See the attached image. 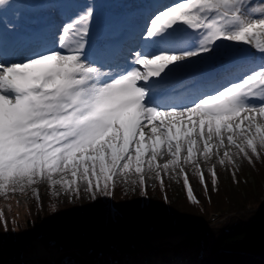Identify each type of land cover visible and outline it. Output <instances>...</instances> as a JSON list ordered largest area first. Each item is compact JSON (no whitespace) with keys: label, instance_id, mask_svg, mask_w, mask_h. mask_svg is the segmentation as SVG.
Returning <instances> with one entry per match:
<instances>
[{"label":"snow or ice","instance_id":"6c2138e0","mask_svg":"<svg viewBox=\"0 0 264 264\" xmlns=\"http://www.w3.org/2000/svg\"><path fill=\"white\" fill-rule=\"evenodd\" d=\"M13 7L0 0V23ZM93 20L85 4L56 47L0 57V196L31 189L39 200L34 186L46 182L57 197L111 198L118 183L147 197L146 179L163 188L167 173L183 175L198 203L185 166L207 191L202 162L235 168L264 155V0L164 2L115 66L85 51ZM208 171L215 186L216 164Z\"/></svg>","mask_w":264,"mask_h":264},{"label":"trees","instance_id":"16d2710c","mask_svg":"<svg viewBox=\"0 0 264 264\" xmlns=\"http://www.w3.org/2000/svg\"><path fill=\"white\" fill-rule=\"evenodd\" d=\"M129 2V19L133 20L138 16L141 0L138 8L136 0ZM164 2L168 1L156 0L150 11L162 7ZM202 171L207 191L200 179V190H195L189 178L198 203L187 198L185 186L181 192L174 189L169 181L176 176L167 173H161L163 188L159 180L151 184L146 179L147 197L141 195L142 188L133 190L134 186L126 187L123 183L117 184L111 198L98 196L93 201L83 191L76 198L64 194L57 197L46 182L34 186L39 200L31 189L24 194H9L7 198L0 196V213L8 222L7 230L0 222V264H30L22 256L23 243L38 238L54 255L44 257L42 264H264V198H259L264 192V169L259 176L262 180L257 181L258 197L246 201L218 198L219 192L225 191V183L217 178L213 186L211 174ZM21 195L26 201V216L14 223L12 217L16 213L9 209L13 196ZM203 203L209 206L205 209ZM214 212L220 218H214ZM222 217L225 219L220 222ZM112 225L119 229L122 239L115 245L106 244L103 239V231ZM182 232L187 233L189 241L184 246L151 247L144 253L127 255L133 247L152 244V237ZM201 232L211 234L204 236L205 241L212 239L203 248H199ZM195 245L196 252L186 251Z\"/></svg>","mask_w":264,"mask_h":264},{"label":"rangeland","instance_id":"374dc122","mask_svg":"<svg viewBox=\"0 0 264 264\" xmlns=\"http://www.w3.org/2000/svg\"><path fill=\"white\" fill-rule=\"evenodd\" d=\"M129 1L130 0H13L15 7L9 9L4 16L3 28L5 29L4 25L9 21L15 23V29H10L14 36H20L21 34L24 35L28 31L32 30L44 32L50 28H55L54 31H52L53 33H51L49 36H45L43 34L38 35L37 40L34 41L33 44H30V49L20 53L19 59H21L25 55L29 54L30 50L40 48L41 45L49 48L56 47V38L60 34V29L62 27L61 22L63 19H71L81 10L83 5L89 4L91 5L94 12V20L91 24L90 31L92 42L89 47H86L85 51L90 58L107 60L108 62H113L114 64V58L112 56L109 57L105 55L106 50L117 46L118 50L123 48L124 42L121 41V37H124L125 34L127 36L129 34L133 35L141 28L139 27V24L136 23H141L144 19L146 20L150 15L153 14L150 9L154 7L156 0H141L139 12L137 13L138 16L133 20L129 19L131 15L128 10V5L130 3ZM138 1L139 0H136L137 8ZM167 1V3L175 2V0ZM255 2L259 3V0H255ZM160 9L162 10V7H160ZM67 20L65 22H67ZM26 43L27 41L23 42L22 44L24 45ZM127 45L123 48V50H126L124 56L126 57L125 59L131 60V57L128 55L129 47ZM134 47L135 49L139 50L136 45ZM120 56L121 59L118 60L119 62L115 63V65L124 64L125 60L122 59L123 54ZM167 159H169V157L167 155H163L162 157H158L157 162L163 164L167 161ZM210 164H216V172L218 173L217 178H221L222 182L225 183V191H220L218 198L232 197L235 200L246 201L258 197L257 195L260 191V185L257 186V184H259L260 181L259 183L257 181L260 179L262 180V178L259 176L261 175L260 171L264 169V155H262L259 159L254 157L251 163H249L247 159L241 157L237 160L235 168L228 164L220 165L218 163V158L215 156L212 158ZM210 164H205L203 162L201 163V168L208 174H210L208 171ZM185 169L187 170L188 178L191 179L195 190H200L199 177H197L198 174L193 171L191 166H185ZM233 172H235V176H233ZM154 181H156V179L149 178V182L151 184L154 183ZM261 182L264 186V181ZM169 183L171 186H174V189L179 190L180 192L184 190V184L181 175L176 176L173 180L169 181ZM135 187L141 188L140 186ZM81 188H83L82 184ZM13 197L14 199L9 211L16 213V215L12 217V221L17 223V221H23L26 216V201L24 195ZM262 197L264 198V192L259 195V198L262 199ZM254 201L255 200H252V202ZM219 203H222V201H219ZM203 205V208L205 209L209 206L208 204L206 206L204 203ZM214 214L215 215L212 214L214 218H220L218 217V215H220L218 212H214ZM224 219L225 217H222L220 222ZM186 235V232H182L178 234L152 237L150 239L152 244L141 247H133L127 250V255L132 256L134 254H141L144 253L146 249H150L151 247L160 248L163 246H184L189 242L187 241L188 238L185 237ZM209 235H211L209 232H201L199 234V248L208 246V244L211 243L212 239L210 238L209 240L205 241V238L209 237ZM121 241L122 239L120 238V242ZM23 245L24 249L22 251V256L24 259H28L30 264H42L41 260L44 257L54 256L52 255V252L49 251L50 248L44 246L39 238L34 240L32 243H23ZM197 249V245L193 247L189 246L188 250L186 251L194 253L197 251Z\"/></svg>","mask_w":264,"mask_h":264},{"label":"bare ground","instance_id":"6f19581e","mask_svg":"<svg viewBox=\"0 0 264 264\" xmlns=\"http://www.w3.org/2000/svg\"><path fill=\"white\" fill-rule=\"evenodd\" d=\"M67 18H64L63 21L61 22V26L65 23ZM55 28H50L49 30L46 31H39V30H32L28 31L25 35H20V36H11L9 39H2L3 31L0 30V57L2 56H7L10 59L17 60L19 59L20 53L22 51H26L27 49H30V44H33L34 41L37 40L38 35H45L49 36L52 31H54ZM11 34V33H10ZM27 37H36L35 39H27ZM27 41L26 44H22L23 42ZM28 55V54H27ZM126 58V57H124Z\"/></svg>","mask_w":264,"mask_h":264},{"label":"water","instance_id":"95a60500","mask_svg":"<svg viewBox=\"0 0 264 264\" xmlns=\"http://www.w3.org/2000/svg\"><path fill=\"white\" fill-rule=\"evenodd\" d=\"M247 47V46H244ZM117 237V238H116ZM116 240L114 241V239ZM103 239L106 244H116L120 242V231L116 226H109L103 232Z\"/></svg>","mask_w":264,"mask_h":264}]
</instances>
